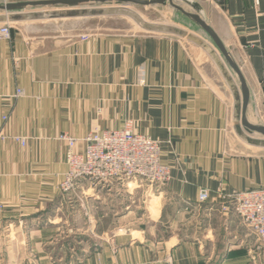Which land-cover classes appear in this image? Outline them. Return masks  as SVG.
Masks as SVG:
<instances>
[{
    "label": "crops",
    "instance_id": "0c3cea01",
    "mask_svg": "<svg viewBox=\"0 0 264 264\" xmlns=\"http://www.w3.org/2000/svg\"><path fill=\"white\" fill-rule=\"evenodd\" d=\"M217 6L225 19L218 33L226 34L229 57L243 76L234 81L248 92L247 116L258 120L264 112V0H220ZM17 24L9 38L0 37V135L24 137L27 144L0 140V219L7 232L25 234L21 248L36 252L37 264H256L253 237L220 206L234 192L264 187V156L236 133L234 95L213 58L170 34L82 39L81 32ZM19 89L24 95L16 97ZM127 126L161 141L171 169L164 191L155 195L156 217L115 234L99 230L100 243L84 245L92 251L82 263L57 262L46 246L57 240L70 211L60 190L69 145L59 135L83 139L95 128ZM83 189L95 219L99 189ZM202 189L209 198L189 209ZM190 215L199 220L187 226Z\"/></svg>",
    "mask_w": 264,
    "mask_h": 264
},
{
    "label": "rangeland",
    "instance_id": "374dc122",
    "mask_svg": "<svg viewBox=\"0 0 264 264\" xmlns=\"http://www.w3.org/2000/svg\"><path fill=\"white\" fill-rule=\"evenodd\" d=\"M39 1H43V0H16L14 2L28 4ZM46 1H62V0H46ZM142 1H146L148 3L134 4V3H121L114 1L112 2L85 1L83 3L76 5L52 4V5H46L40 7L27 6L24 8V11H46V10L51 11L66 7H110V6L124 5L129 7L133 11L137 12L145 21L151 23H158V24H175L184 27L190 32H193L203 37L206 41H209L210 44L213 45V47H216L217 51H219L222 54V51L217 43L218 40L222 43V45L225 47L227 52L230 54V50L224 44L225 41L227 40V36H225L226 34L221 33L220 36L218 33L220 31V23L222 25L223 24L222 22H224L225 19L222 17L221 12H219L218 8L216 9V7H218L217 1L172 0V4L170 0H142ZM149 1H157V2L149 3ZM211 1L213 2L212 4ZM208 4H211L213 6H209ZM175 6L181 7L184 11L179 10ZM27 22H36L37 25H41L42 32H54L55 30L53 29H57V30L60 29L65 32L68 31L81 32L83 33V36H86L87 38L88 35L92 33L93 34L153 33L143 28L141 24L136 22L131 17L125 15H118V14L98 16V17H88V18L43 19V20H34ZM17 23H21V22H17ZM17 23L13 22L12 25L14 26L19 25ZM208 30H211L214 33L215 37H212L208 32ZM222 34L225 35L223 36ZM83 36H81L82 39ZM227 65L229 66L231 73L233 72L232 73L233 79L234 77L235 80L239 79L238 74L233 71L232 67H230L228 63ZM238 82L240 84V80ZM241 92H243V90ZM247 119L249 123H251L252 125L264 127V112H261V114L259 113L258 120L256 118L250 119L248 116ZM127 127L130 128V126ZM240 127L243 131H245V133L248 136L252 137V138L249 137L251 142L262 144V145L257 144L258 146L256 147L258 149L257 150L258 156H264V134L249 130L248 128L243 126L242 123ZM95 129H99V128H95ZM125 129L126 127L123 129H107V130H125ZM94 130H92L91 132H93ZM131 130L135 132L134 129ZM65 134L68 135L69 137H73L68 133H62L61 135H59L58 140H61L60 137ZM86 137H84L83 139H77L79 143H82L84 145V148L86 146V143L84 141ZM19 139H21V141L25 140L27 144V138L19 137ZM5 140H14L18 142V139H12L8 137L2 139V141ZM161 146H162V142H161ZM161 150H163L162 147ZM169 180L166 182V184L169 182ZM166 184L163 186V188L161 187L158 188V186L152 187L150 184H147V182H145V185L143 187H139V188L136 187L135 184H131L129 188L130 191H127L126 189H124L119 185H113L109 188H104V189H102V187H99L97 188V190L99 189V191H96L97 193H95V196H93V198L99 197L97 198L98 200H96V202H98L97 203L98 215L95 216V219L89 216L91 213L90 212L91 209L88 202H86L88 195L86 193L87 190L85 191L83 189L78 194L79 198L70 197V199L69 197H67L66 194H63L61 191L62 195L66 199L65 207L66 206L70 207L69 209L70 211L66 212V215L68 217H62L63 219L61 220V227L59 226L61 229L57 234L58 238L56 237L57 240L53 239L52 242L47 243L46 251L48 252V255L57 262L62 260L65 261L68 258L69 259L73 258L74 260H76V262L77 261L79 262L80 260L82 263L85 259V255L92 251L84 247V245L86 244L88 246L91 243V241L95 243L96 242L100 243L102 235L99 230L102 231L111 230L112 233L115 234L125 230V227L136 228L139 226L147 225L148 221H151L154 219V217H156L155 214L157 213L156 210L157 205L155 204L156 203L155 195H158L161 192H163L164 191L163 189L165 188ZM92 195H94L93 192ZM104 197L108 198L107 205L102 203V201L105 202ZM201 206L202 204H198L195 202L194 204L188 205V208L192 210H197L198 208L200 209ZM222 207L223 206H220V209H222ZM64 209L65 208H63L62 211H64ZM101 210H103V212ZM126 214H129L130 216H127L126 218L121 220L120 217ZM85 218H87V221L85 220ZM94 220L95 221L100 220V222H98L99 223L98 226H97V222H95ZM198 220H199L198 216L195 215L187 216V221H186L187 226L189 224L194 225ZM37 224L46 226V224L44 223L42 224L37 223ZM16 225L18 228H20L21 223L19 219L16 221ZM5 226H6V222L0 219V257L2 259L0 264H37L38 262L37 253L34 252L33 254H30L31 252L30 250H27L25 247L21 248L20 246V244L25 240V234L22 232H18L17 234L16 233L11 234L7 232L6 229H4ZM71 229L72 232L69 231ZM13 240H17L19 244L17 249L10 248V242ZM97 243L94 246L95 248L98 245ZM253 244L256 245L255 239L253 241ZM259 253H260V249L258 251H255V253H253V261L256 264H263L262 262L264 261V254L259 256Z\"/></svg>",
    "mask_w": 264,
    "mask_h": 264
},
{
    "label": "built area",
    "instance_id": "2783aa9c",
    "mask_svg": "<svg viewBox=\"0 0 264 264\" xmlns=\"http://www.w3.org/2000/svg\"><path fill=\"white\" fill-rule=\"evenodd\" d=\"M13 27L9 22L3 24L0 37L9 38ZM86 38L83 36V39ZM22 95L24 91L19 89L16 97ZM5 137L0 135V140ZM12 139L26 144L19 137ZM60 139L69 145L66 153L68 170L60 183V190L69 199L79 198L78 194L85 185L93 190L119 185L130 191L131 184L139 188L147 182L152 187L163 188L171 177V169L162 159L161 142L136 133L129 127L125 130L95 129L84 139L86 146L81 150L76 149L79 144L76 138L65 134ZM208 198V190L202 189L196 203L203 204ZM222 210L231 213L247 235L255 239L252 254L259 249V256L264 254V187L234 192Z\"/></svg>",
    "mask_w": 264,
    "mask_h": 264
},
{
    "label": "water",
    "instance_id": "95a60500",
    "mask_svg": "<svg viewBox=\"0 0 264 264\" xmlns=\"http://www.w3.org/2000/svg\"><path fill=\"white\" fill-rule=\"evenodd\" d=\"M85 1H99V2H121V3H148L142 0H62V1H39L34 3H18L12 2L7 4H0V24L3 23H13V22H25V21H34V20H43V19H70V18H88V17H98V16H107V15H125L131 17L136 22L141 24L143 28L153 33H163L170 34L184 38L199 47L205 50L215 61L225 80L232 89L234 99H235V111H234V129L239 137L252 145L258 146L262 145L260 143L251 142L250 138L247 136L245 131L241 129V123L243 126L249 130L259 132L264 134V127L252 125L247 119V110L249 104V96L246 90H243V95H241V90L239 86L235 83L229 69L227 68L226 63H230L238 76L243 79V76L240 72V69L232 62L229 57V54L225 47L220 41L217 40L219 48L222 51V57H220L213 48L203 37L190 32L184 27L175 25V24H158L145 21L137 12L133 11L127 6H110V7H66L62 9L55 10H46V11H24V8L27 6H46V5H76L83 3ZM157 1H149V3H155ZM172 4V0H170ZM179 10L184 11L181 7L175 6ZM212 37H215L214 33L211 30H208ZM224 59V60H223ZM243 88L246 86L243 84ZM258 144V145H257Z\"/></svg>",
    "mask_w": 264,
    "mask_h": 264
}]
</instances>
